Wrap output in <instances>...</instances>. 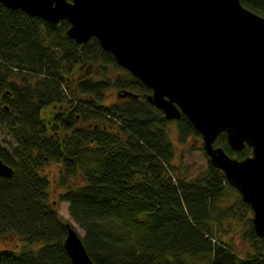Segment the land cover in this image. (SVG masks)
<instances>
[{"label":"trees","instance_id":"16d2710c","mask_svg":"<svg viewBox=\"0 0 264 264\" xmlns=\"http://www.w3.org/2000/svg\"><path fill=\"white\" fill-rule=\"evenodd\" d=\"M242 3L264 16V0ZM69 27L0 2V127L13 140L0 142V158L15 169L0 176V240L13 244L0 249V264H72L70 220L50 201L43 174L51 163L96 264H264L263 239L245 216L252 209L223 171L210 164L190 177L176 164L173 121L148 102L151 90L97 38L78 44ZM112 89L139 97L105 104ZM175 121L180 143L201 136L186 116ZM216 145L239 159L252 153L232 150L225 133ZM229 189L236 205L224 206ZM233 217L254 253L241 256L219 238Z\"/></svg>","mask_w":264,"mask_h":264},{"label":"water","instance_id":"95a60500","mask_svg":"<svg viewBox=\"0 0 264 264\" xmlns=\"http://www.w3.org/2000/svg\"><path fill=\"white\" fill-rule=\"evenodd\" d=\"M52 23L67 20L78 44L97 38L121 67L146 85L168 120L186 116L210 163L253 210L264 238V16L242 0H0ZM120 97L138 98L124 90ZM252 153L239 159L216 145ZM15 169L0 158V176ZM72 264H96L82 235L66 223Z\"/></svg>","mask_w":264,"mask_h":264},{"label":"rangeland","instance_id":"374dc122","mask_svg":"<svg viewBox=\"0 0 264 264\" xmlns=\"http://www.w3.org/2000/svg\"><path fill=\"white\" fill-rule=\"evenodd\" d=\"M120 71V70H118ZM119 91L116 89H112L106 95L104 100L105 104H110L113 102H117L121 97L119 96ZM167 125V129L169 131L170 139L175 145V163L183 164L185 167L189 169L190 177H194L204 172L207 167L211 164L209 156L205 152V150H201L200 147L203 146L202 136L200 137H190L188 143L182 144L178 138L177 131V123L175 120H170ZM0 142L4 144L12 143L13 140L8 133L3 131L0 127ZM43 174L48 177L50 180L49 186V196L50 201L53 202L56 207L58 213L66 220H70L73 225L77 228L79 233L83 236L84 230L79 227V225L71 218L69 213V203L67 201H63L60 197V194L64 191V188L59 184V176H60V165L58 163H51L47 166ZM233 187V186H232ZM236 189V188H235ZM229 197L226 198V202L224 206L227 205H236L237 195L236 192L229 189ZM237 192H239L236 189ZM240 194V193H239ZM241 196V195H240ZM246 217L253 218V211H248L245 213ZM223 226H219V238L225 242H230L233 245L234 251L241 255L245 256L249 253H254L255 249L253 248L250 241L244 238V233L246 230V226L244 223L239 221L238 217L233 218H225L222 223ZM262 246L264 247V238H262ZM20 243V242H19ZM15 244V243H14ZM12 242H8L6 240H0V249L12 247Z\"/></svg>","mask_w":264,"mask_h":264}]
</instances>
